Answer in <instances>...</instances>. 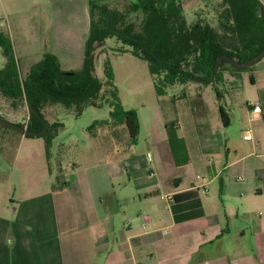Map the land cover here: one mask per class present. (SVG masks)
<instances>
[{
    "label": "crops",
    "instance_id": "0c3cea01",
    "mask_svg": "<svg viewBox=\"0 0 264 264\" xmlns=\"http://www.w3.org/2000/svg\"><path fill=\"white\" fill-rule=\"evenodd\" d=\"M182 3L203 9L213 25L228 23L223 0ZM90 31L79 33L82 63ZM245 82L258 93L237 109L233 95ZM218 90L217 107L203 99L191 133L180 117L138 112L139 135L145 130L151 145L143 161L103 137V149L95 144L100 158L80 159L65 182L42 193L28 185L21 197L0 193V264H264V58L249 76L225 67ZM175 120L190 159L183 166L166 129ZM128 136L118 139L128 144ZM171 194L168 205L161 196Z\"/></svg>",
    "mask_w": 264,
    "mask_h": 264
},
{
    "label": "rangeland",
    "instance_id": "374dc122",
    "mask_svg": "<svg viewBox=\"0 0 264 264\" xmlns=\"http://www.w3.org/2000/svg\"><path fill=\"white\" fill-rule=\"evenodd\" d=\"M87 1L0 0V39L2 37L3 41L6 40L5 43L13 51L14 60L11 65L17 71L19 83L27 80L32 68L47 54H56L63 70L70 72L83 68L80 34L91 25L90 4L86 9L89 20L85 19ZM104 2L112 9L127 12L132 0H106L102 3ZM199 12L203 11H185L188 21L194 22ZM129 15L136 23L140 22L137 17L139 14L132 12ZM122 46L116 39H108V49L97 63L104 99L100 98L96 104L86 106L80 116L76 115L73 107L58 105L57 108L50 109L49 117L53 118L52 121L60 119L64 124L51 140L48 154L51 157L50 166L45 164V137L25 136L27 138L22 141L20 131L0 127V193L21 197L25 191L28 192V185L35 186V189L32 188L33 192L36 190L35 193H42L53 186L52 181L65 182L66 176L76 168L74 164L80 159L90 162L94 158H100L95 144L103 149V137L112 140V149L122 144L127 147L128 153L137 152L139 161H143L144 156L151 151V145L146 141L145 130H142L138 138L131 137L125 120L126 111L134 109L145 119L149 111L159 109L165 118H173L172 115L180 117L184 127L191 133L194 130L193 115H203V99L208 106L217 107L215 86L221 87V80L204 90L202 85L191 82L186 86L165 89L162 91L164 95H159L149 63L131 53L113 50ZM8 63L9 59L0 46V73ZM250 72V67L238 71L242 76H249ZM244 86L240 84L233 95L237 109L240 103L247 108L244 98L255 94L258 89L251 87L250 82H245ZM184 90L188 93V99H180ZM168 97H177L178 100L173 101V98L170 100ZM23 105V108L20 106L19 109L16 108L18 110H13L10 102L0 92V113L8 122L20 124L24 123V119L26 121L28 108ZM237 112L240 114L238 110ZM122 133H128V144L121 143L118 139ZM96 135L97 141L93 138Z\"/></svg>",
    "mask_w": 264,
    "mask_h": 264
},
{
    "label": "trees",
    "instance_id": "16d2710c",
    "mask_svg": "<svg viewBox=\"0 0 264 264\" xmlns=\"http://www.w3.org/2000/svg\"><path fill=\"white\" fill-rule=\"evenodd\" d=\"M103 1L106 0L90 3L91 31L80 71L63 70L58 57L47 54L32 68L27 80L19 83L17 71L11 65L13 51L6 40L0 39L3 53L9 59L0 73V92L13 110L20 106L23 108V104L28 108L26 121L24 119V123L16 125L35 133L46 130L41 136L46 138L48 154L52 138L64 127L60 119L52 121L50 109L58 105L73 107L76 115L80 116L86 106L104 99L97 63L108 49V39H116L123 44L113 50L131 53L149 63L159 95H164L162 91L165 89L186 86L191 82L202 85L204 90L221 80L225 67L237 72L242 70L224 60L212 80L220 57L229 56L245 63L264 52V0H223L224 9L220 11V17L228 19V23L218 25L203 18V12L198 13L194 22H189L182 0H132L127 12L112 9ZM132 12L139 14V23L130 17ZM172 98L178 100L177 97ZM188 98L184 90L180 99ZM221 112L223 120L226 119L224 111ZM124 114L131 137L138 138V112L132 109ZM166 129L177 165L188 164V150L178 135V121L167 123Z\"/></svg>",
    "mask_w": 264,
    "mask_h": 264
},
{
    "label": "water",
    "instance_id": "95a60500",
    "mask_svg": "<svg viewBox=\"0 0 264 264\" xmlns=\"http://www.w3.org/2000/svg\"><path fill=\"white\" fill-rule=\"evenodd\" d=\"M264 58V52L262 54H260L259 56L255 57L254 59L250 60V61H247L245 63H240L239 61L229 57V56H222L219 58L218 60V63H217V66L215 68V74L213 75V78L212 80L215 79V75L216 73H218L219 71V68H220V64L226 60V61H229L230 63H232L233 65L239 67V68H248V67H251L253 65H255L256 63H258L259 61H261L262 59ZM0 127H9V128H12V129H15V130H18L20 131L23 135L25 136H35V137H38V136H41L43 135L45 131L41 132V133H35V132H31L27 129V127H20L16 124H13V123H10L8 122L7 120H5L4 116H2L0 114Z\"/></svg>",
    "mask_w": 264,
    "mask_h": 264
},
{
    "label": "built area",
    "instance_id": "2783aa9c",
    "mask_svg": "<svg viewBox=\"0 0 264 264\" xmlns=\"http://www.w3.org/2000/svg\"><path fill=\"white\" fill-rule=\"evenodd\" d=\"M261 110H262L261 105H260V104H257V105L254 107V110H253V111H254L255 113H260ZM245 139H246V140H251V139H252V136H251V135H246V136H245ZM148 156H149V158H150V155H148ZM161 199H162L163 201L167 202L168 205H170V204L174 201V197H173L172 194H171V195H163V196H161Z\"/></svg>",
    "mask_w": 264,
    "mask_h": 264
}]
</instances>
